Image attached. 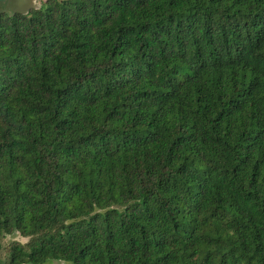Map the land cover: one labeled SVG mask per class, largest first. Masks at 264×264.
<instances>
[{
  "label": "trees",
  "instance_id": "1",
  "mask_svg": "<svg viewBox=\"0 0 264 264\" xmlns=\"http://www.w3.org/2000/svg\"><path fill=\"white\" fill-rule=\"evenodd\" d=\"M0 264H264V0L0 14Z\"/></svg>",
  "mask_w": 264,
  "mask_h": 264
},
{
  "label": "flooded vegetation",
  "instance_id": "2",
  "mask_svg": "<svg viewBox=\"0 0 264 264\" xmlns=\"http://www.w3.org/2000/svg\"><path fill=\"white\" fill-rule=\"evenodd\" d=\"M33 6V0H0V14L26 12Z\"/></svg>",
  "mask_w": 264,
  "mask_h": 264
},
{
  "label": "rangeland",
  "instance_id": "3",
  "mask_svg": "<svg viewBox=\"0 0 264 264\" xmlns=\"http://www.w3.org/2000/svg\"><path fill=\"white\" fill-rule=\"evenodd\" d=\"M41 1L43 0H33V6H37ZM11 240H16V241H19V242H24L26 241V238L23 237V236H20L18 233H13L11 235H5L2 239H1V242L2 243H7L8 241H11Z\"/></svg>",
  "mask_w": 264,
  "mask_h": 264
}]
</instances>
